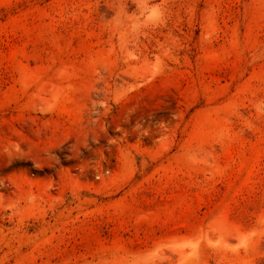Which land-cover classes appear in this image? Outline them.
Here are the masks:
<instances>
[{
  "label": "rangeland",
  "instance_id": "1",
  "mask_svg": "<svg viewBox=\"0 0 264 264\" xmlns=\"http://www.w3.org/2000/svg\"><path fill=\"white\" fill-rule=\"evenodd\" d=\"M0 264H264V0H0Z\"/></svg>",
  "mask_w": 264,
  "mask_h": 264
}]
</instances>
